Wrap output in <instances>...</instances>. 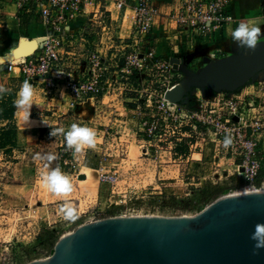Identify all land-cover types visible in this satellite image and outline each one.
Returning a JSON list of instances; mask_svg holds the SVG:
<instances>
[{
  "label": "built area",
  "instance_id": "built-area-1",
  "mask_svg": "<svg viewBox=\"0 0 264 264\" xmlns=\"http://www.w3.org/2000/svg\"><path fill=\"white\" fill-rule=\"evenodd\" d=\"M106 1L0 0V45L9 27L4 9L10 2L19 13L37 11L48 30L33 53L11 58L8 70L19 69L24 82L31 85L41 82L48 104L61 89L73 112L84 101L96 99L100 123L103 118L113 120L112 115L117 114L114 102L132 108L145 156L182 157L186 152L180 149L192 150L206 135L221 145L229 135L232 144L224 157L246 180L241 191L260 190L255 181L264 168V69L255 76V93L193 86L180 101L167 98V93L185 80L180 73L182 59H188L191 73L198 74L210 62L218 61V54L241 50L231 37H217L239 23L232 13L233 0H176L169 13L161 12L154 0H112L123 16L131 12L128 36L121 35L120 21L113 18ZM83 17L87 21L70 30L69 25ZM161 39L171 48L172 56L159 53ZM100 97L113 99L100 102ZM54 107L36 111L57 114ZM160 142L168 146L164 148ZM115 174L106 171L100 180L115 183ZM134 208L131 204L128 209Z\"/></svg>",
  "mask_w": 264,
  "mask_h": 264
},
{
  "label": "rangeland",
  "instance_id": "rangeland-1",
  "mask_svg": "<svg viewBox=\"0 0 264 264\" xmlns=\"http://www.w3.org/2000/svg\"><path fill=\"white\" fill-rule=\"evenodd\" d=\"M249 20L253 19L246 18L239 23ZM10 22L7 18L8 31ZM239 23L236 22L225 34L220 32L217 37L230 39L231 30ZM261 28L264 31V26ZM262 44L264 36L258 43L259 46ZM246 53L241 48L229 55L220 53L217 58L222 60ZM179 64L180 73L186 79L191 73L192 63L182 59ZM20 83L21 79L13 78L12 71L0 67V86L19 91ZM193 86L202 87L200 84ZM109 101L107 97L105 102ZM35 104L32 101L31 106ZM84 109L83 115H87V108ZM49 114L51 118L46 119L44 117L49 116L47 112L32 111L25 122L17 124L16 143L0 149V264H27L44 259L52 254L60 238L94 218L123 216L126 213L134 216H195L218 197L239 192L246 186L233 168L227 169L232 166L224 158L214 159V153L210 151L207 153L211 168L206 172L194 164L196 158L186 161L166 154L145 156L141 150L143 141L136 119L133 123L117 121L114 124L112 120L103 118L102 124L96 126L89 121L72 120L73 113ZM112 116L113 119L120 117L119 114ZM72 121L92 128L96 133L98 130L109 131L103 139L97 135L96 147L88 149L90 165L94 170L80 164L79 155L83 153L68 149L63 134L50 136L51 129L67 130L74 124ZM3 123L0 122V129L5 127ZM160 144L164 148L168 146L167 142ZM194 151L195 148L183 149L189 155ZM47 154L56 156L50 164L44 158ZM46 165L49 169L59 167L69 177L72 184L70 193L53 194L43 186L40 176ZM225 168L230 175L224 173ZM85 171L86 177L79 176ZM106 171L116 172L118 179L115 183L100 180ZM256 188L264 189V179ZM131 204L135 207L133 211L128 209ZM68 206L75 210L76 218L71 221L64 219L61 211Z\"/></svg>",
  "mask_w": 264,
  "mask_h": 264
},
{
  "label": "water",
  "instance_id": "water-1",
  "mask_svg": "<svg viewBox=\"0 0 264 264\" xmlns=\"http://www.w3.org/2000/svg\"><path fill=\"white\" fill-rule=\"evenodd\" d=\"M35 45L25 40L15 55L33 53ZM263 69L264 44L190 73L167 98L180 101L195 84L237 90ZM258 226H264V189L220 196L195 216L90 221L60 238L50 256L27 264H264V247L253 239Z\"/></svg>",
  "mask_w": 264,
  "mask_h": 264
},
{
  "label": "crops",
  "instance_id": "crops-1",
  "mask_svg": "<svg viewBox=\"0 0 264 264\" xmlns=\"http://www.w3.org/2000/svg\"><path fill=\"white\" fill-rule=\"evenodd\" d=\"M172 2V3H171ZM177 1H168L167 3H164L163 0H154V4L160 8L161 12L169 13L171 9L175 6ZM106 5L108 10L112 12V16L115 19H118L120 21V25L122 27L121 29V35L128 36L129 32L132 27V18H131V12L128 11L126 16H123L116 8L115 4L112 2V0H107ZM93 9V5L88 6V10L91 11ZM5 12L10 16V30L5 34L4 36V43L0 45V67L7 68V62L15 57L16 51L19 49L20 45L25 40H35L37 46V41L40 40L43 36H45L48 32L46 26L43 23L41 15L37 11L33 12H24L19 13L18 8L15 5V3L10 2L6 8L4 9ZM232 13L236 19H239V21H244L247 19H253L249 21L256 22L260 26H264V0H233L232 1ZM87 17H83L81 19H77L75 22H72L69 25L70 30H77L80 25L84 24L87 21ZM157 35L161 34L159 31L156 32ZM92 40L96 41L94 37H90ZM94 38V39H93ZM163 39H161V43L159 46V53L163 56H172L173 52L171 51V48L167 44V42ZM13 72V78L15 79H21V83L19 87H22V84L24 80L21 76V73L19 69H16ZM255 74L248 82H246L241 89H244L246 93H255L257 92V86L254 83ZM18 87V86H17ZM34 89V96L32 101L36 102L34 106H31L30 110H24L20 108H16L15 113V119L14 123L20 124L21 122H25L27 117H30L32 111L37 112L35 108H43V107H54L58 113L62 112L63 114L67 113H73L72 114V120L75 121L79 120L81 122L89 121L88 123H95L102 124L99 122L98 117V101L96 99L90 98L86 100L81 107L76 111H71L68 108V102L69 97L65 93L64 90H60V93L58 96H56L50 104H48L46 100V96L44 94L43 85L40 83L36 85H32ZM18 94V89H17ZM107 97H100V102L105 101ZM110 100H112V97H109ZM90 102V103H89ZM54 105V106H51ZM114 105L116 106L117 110L120 112L117 113L120 115L119 118H114L112 122L115 124L118 122L123 123H133L135 118L133 117L134 111L130 107H124L122 103L114 102ZM133 106V104H131ZM87 108L88 114L83 115V109ZM40 113V112H37ZM49 116H46L44 118H51L49 112L47 113ZM39 115V114H38ZM55 115V113H53ZM43 118V117H42ZM57 121V120H53ZM72 121V123L74 122ZM56 123V122H55ZM4 125L7 124V122L3 123ZM75 124V122H74ZM97 128V127H96ZM101 139L105 136L104 130H98L96 133ZM220 142L215 140L213 137H210L206 135L204 138H201L197 141L195 146L194 153H191L190 155L186 153V155H183L182 157H178L177 159H183L186 161H189L190 158H196V163H194L196 166L199 167V169H202V172H206L211 167H209L208 160L210 157H208V151L210 153H214V159H219V157L224 158L227 163L230 162V159L224 157L226 155V149L223 147V145H219ZM201 146V147H200ZM221 148V149H220ZM220 149V150H219ZM83 154H80V164H82L84 167H88L90 169L94 168L90 165V150L85 149L82 151ZM221 158V159H222ZM100 159V162H102V159ZM216 160H214L215 162ZM79 164V165H80ZM229 166V165H228ZM230 166L227 167V169L230 170ZM226 168L224 169V173L231 174L230 171H226Z\"/></svg>",
  "mask_w": 264,
  "mask_h": 264
},
{
  "label": "clouds",
  "instance_id": "clouds-1",
  "mask_svg": "<svg viewBox=\"0 0 264 264\" xmlns=\"http://www.w3.org/2000/svg\"><path fill=\"white\" fill-rule=\"evenodd\" d=\"M231 39L240 48L246 51H254L260 42L264 31L259 24L248 21L239 23L230 33ZM7 89L0 86V96L7 93ZM34 89L32 85L25 81L19 89L15 104L18 108L30 110ZM63 134L68 149L75 153H81L84 149H94L97 144V134L95 130L86 126L72 124L67 130L63 128L51 129L50 136ZM223 147L229 148L232 144V139L226 135L223 140ZM49 164L56 159L54 154H47L44 157ZM41 182L47 190L53 194L63 195L72 191V184L69 177L62 172L59 167L51 168L46 165L45 170L40 176ZM62 214L66 220H74L76 218L75 210L68 206L62 208ZM253 239L257 242V247H264V226H258L253 233Z\"/></svg>",
  "mask_w": 264,
  "mask_h": 264
},
{
  "label": "trees",
  "instance_id": "trees-1",
  "mask_svg": "<svg viewBox=\"0 0 264 264\" xmlns=\"http://www.w3.org/2000/svg\"><path fill=\"white\" fill-rule=\"evenodd\" d=\"M5 95L0 96V122H7L5 127L0 129V149H4L9 145H14L17 141L18 127L14 123L17 99V89L8 88ZM183 151V149H180ZM243 183L246 180L241 177ZM264 179V168L260 171L255 184L258 186L260 182ZM242 183V182H241ZM203 190L200 189V192ZM207 193V191H205Z\"/></svg>",
  "mask_w": 264,
  "mask_h": 264
},
{
  "label": "bare ground",
  "instance_id": "bare-ground-1",
  "mask_svg": "<svg viewBox=\"0 0 264 264\" xmlns=\"http://www.w3.org/2000/svg\"><path fill=\"white\" fill-rule=\"evenodd\" d=\"M39 41V40H38ZM38 41H37V43H38ZM237 47H239V46H237ZM90 103V102H89ZM85 109H83V111H84ZM86 171L85 172H81V173H79V176H85L86 177Z\"/></svg>",
  "mask_w": 264,
  "mask_h": 264
}]
</instances>
